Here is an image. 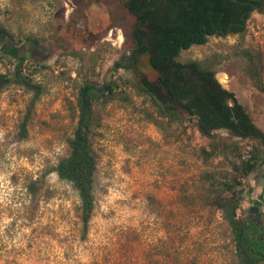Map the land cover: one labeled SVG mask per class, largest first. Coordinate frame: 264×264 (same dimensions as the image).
<instances>
[{
  "label": "rangeland",
  "instance_id": "obj_1",
  "mask_svg": "<svg viewBox=\"0 0 264 264\" xmlns=\"http://www.w3.org/2000/svg\"><path fill=\"white\" fill-rule=\"evenodd\" d=\"M82 1L0 0V76L8 82L0 90V264H240L217 200L255 142L217 131L218 154L204 160L209 140L195 120L171 121L158 111L165 98L154 103L136 89L156 75L132 53L134 18L118 0H106L108 15L101 0L96 12ZM246 52L262 54L264 83V12L250 14L243 34L209 36L177 60L210 68L264 132V95L245 73ZM105 80L118 95L91 102L97 169L83 234L78 195L54 169L68 154L81 88ZM238 188L237 216L252 214L264 226V162Z\"/></svg>",
  "mask_w": 264,
  "mask_h": 264
},
{
  "label": "trees",
  "instance_id": "obj_2",
  "mask_svg": "<svg viewBox=\"0 0 264 264\" xmlns=\"http://www.w3.org/2000/svg\"><path fill=\"white\" fill-rule=\"evenodd\" d=\"M133 0L125 5L135 18L133 37L136 41L133 55L145 56L149 67L155 73L154 82L141 79L136 89L149 96L155 103L163 102L158 111L164 117L175 121L184 115L193 118L204 137L209 140L208 149H201L204 160L218 154L221 138L216 130H226L239 140L255 142L248 151L247 158L238 156L234 164L236 178L223 182L226 191L217 205L227 220L233 235V244L240 264H264V226L252 214L240 218L237 211L244 196L238 188L242 180H248L257 167L264 162V132L258 128L244 110L235 94L221 86L214 72L197 61L180 62L181 51L193 45L205 43L204 37L228 29L231 33L243 34L245 26L240 23L238 5L228 0ZM182 1V2H180ZM252 1L255 4L261 0ZM233 6V13L229 9ZM248 15L245 17L247 18ZM0 31L4 32L2 28ZM218 35H221L218 33ZM247 60L246 75L252 86L264 95L262 80L263 57L260 52L244 53ZM5 76H0V90L7 85ZM105 80L99 88L82 87L78 101L79 113L72 137L67 142L68 154L61 158L54 171L59 179L68 182L76 191L80 202V221L83 234L94 210V180L96 158L91 144L92 99L109 95L116 97ZM34 101L40 95V88L34 86ZM103 91V92H101ZM29 114L20 125V136L26 138ZM231 148L230 145L226 146Z\"/></svg>",
  "mask_w": 264,
  "mask_h": 264
},
{
  "label": "flooded vegetation",
  "instance_id": "obj_3",
  "mask_svg": "<svg viewBox=\"0 0 264 264\" xmlns=\"http://www.w3.org/2000/svg\"><path fill=\"white\" fill-rule=\"evenodd\" d=\"M83 1H88V2H91V6L93 7V9H92V11H94V12H96L95 10H94V8L97 10V11H99L98 10V8H99V5H98V3H96V1H99V0H83ZM82 1V2H83ZM102 2H100V6L102 5V6H104V9L102 10V12L104 11V13L106 14V15H108V13H107V7H106V4H104V3H106V0H101ZM119 1V3H120V5H121V7L123 8V10H124V12H126V14H128L129 16H131L132 18H134V16H133V14L129 11V9L126 7V3L127 2H133V0H118ZM212 1V0H211ZM226 1V0H225ZM240 1V0H239ZM162 2H168L167 0H163ZM180 2H182V1H180ZM228 2H235V1H233V0H228ZM244 2H250V3H252V5H250V4H239V3H237L238 5H246V6H249V8H245L243 11H242V9L240 8V7H238V13H240V20H241V22L240 23H237V25H240V26H245L246 25V22H247V19L249 18V16H250V14L253 12V11H256V12H264V0H261V1H259L260 3H258V4H255L254 2H252V1H244ZM236 3V2H235ZM253 10V11H252ZM229 11H230V13L232 14L233 13V6L231 5V8L229 9ZM252 11V12H251ZM248 15V17L247 18H245L246 16ZM108 18V17H107ZM243 18H244V22H243ZM134 27H135V18H134V25L131 27V30H130V36L134 39V37H133V30H134ZM222 32H224L223 30H220V31H217V32H215V33H213L212 35H218V33H220L221 34V36H226V35H228V34H233V35H235L234 33H231L230 31H229V29L226 31V32H224L225 34H223ZM236 34H238V33H236ZM212 35H209V36H212ZM209 36H204L205 38H207V37H209ZM134 41H135V39H134ZM61 42V41H60ZM58 43V45H56L55 43H53V44H51V43H49L48 45H49V49L46 51V52H43L42 51V48H40L41 50H36V51H38V57L37 58H39V57H43V58H45V57H47L48 55H50V54H52L53 52H55V51H57V50H59L60 49V47H62V42L61 43ZM135 46H136V41H135ZM44 53H46V54H44ZM132 60V59H131ZM122 66H124V65H122ZM121 67V63L120 64H117L116 66H114V68H113V70H112V72H111V74L113 75L114 73H115V71L117 70V69H119ZM126 67V66H125ZM126 69H127V67H126ZM131 70L132 69V67H131V65L129 64V66H128V70ZM111 84H109V86H110ZM111 87V86H110ZM255 209V211H256V214H258L259 215V211H258V207H255L254 208ZM261 215V214H260Z\"/></svg>",
  "mask_w": 264,
  "mask_h": 264
},
{
  "label": "water",
  "instance_id": "obj_4",
  "mask_svg": "<svg viewBox=\"0 0 264 264\" xmlns=\"http://www.w3.org/2000/svg\"><path fill=\"white\" fill-rule=\"evenodd\" d=\"M233 1H235L236 3H239V4H250V5H252V3H250V2H244V1H239V0H233ZM253 11V10H252ZM251 11V12H252ZM243 22H244V18H243ZM223 34H225L224 32H222ZM226 35V34H225ZM221 130H223V129H221ZM217 131H220V130H216V131H214V132H217Z\"/></svg>",
  "mask_w": 264,
  "mask_h": 264
},
{
  "label": "bare ground",
  "instance_id": "obj_5",
  "mask_svg": "<svg viewBox=\"0 0 264 264\" xmlns=\"http://www.w3.org/2000/svg\"><path fill=\"white\" fill-rule=\"evenodd\" d=\"M220 79H223V75H220ZM224 79H225V78H224ZM223 81H224V80H223ZM223 81H222V82H223Z\"/></svg>",
  "mask_w": 264,
  "mask_h": 264
}]
</instances>
